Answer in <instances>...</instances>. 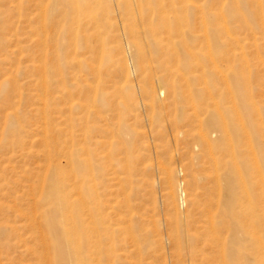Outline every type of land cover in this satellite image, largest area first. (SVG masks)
Masks as SVG:
<instances>
[{
  "label": "rangeland",
  "instance_id": "obj_1",
  "mask_svg": "<svg viewBox=\"0 0 264 264\" xmlns=\"http://www.w3.org/2000/svg\"><path fill=\"white\" fill-rule=\"evenodd\" d=\"M188 1L195 34H208L223 72L210 74L216 95L229 115L230 85L243 113L242 167L264 168V0ZM122 2L0 0V264H49L38 203L49 206L42 187L57 184L60 171L72 202L89 189L99 239L87 247L99 264H201L193 238L213 168L196 138L201 125L159 84L139 10L126 13ZM223 21L231 34L217 26ZM242 204L223 221L221 250L238 225L244 246L232 263L256 253L264 264L263 181ZM218 213L209 214L220 221Z\"/></svg>",
  "mask_w": 264,
  "mask_h": 264
},
{
  "label": "bare ground",
  "instance_id": "obj_2",
  "mask_svg": "<svg viewBox=\"0 0 264 264\" xmlns=\"http://www.w3.org/2000/svg\"><path fill=\"white\" fill-rule=\"evenodd\" d=\"M122 3L126 13L132 12L135 6L139 10L151 49L153 66L155 71L160 73L159 84L173 97L176 108L180 109L186 121L201 125L196 138L202 143L213 168L212 174L209 175L211 185L206 205L208 213L204 214L206 219L202 225L203 229L194 233L193 238L200 262L215 264L221 259V264H233L232 261L237 260L239 256L242 257L244 246L239 226H232L233 231L226 251L221 250L219 232L224 227L223 221L232 218L235 209L238 206L242 207L244 199L254 202V191L258 189L261 181L264 182V168L242 167L239 144L244 141L247 128L231 86L226 84L225 87L234 97L232 98L234 108L228 115L210 79L213 72L215 74L223 72L214 51H211L212 45L208 34L205 33L208 23L203 21L206 26L204 36L195 34L191 16L196 7L188 0H123ZM234 9L230 8L229 12L232 14ZM217 26L231 34L225 21L218 23ZM132 37L134 46L139 49L141 44L137 41L138 32L133 31ZM198 38L207 42L210 52L204 53L202 49H198ZM142 57L145 58V54ZM150 65L152 66L151 62ZM137 68L142 72L145 67L138 63ZM153 93L155 96V89ZM178 97L183 99L184 104L179 106ZM249 142L251 143V140ZM255 155L257 154L254 151ZM223 156H228L229 160H225ZM72 171L75 177L81 178L83 182L92 181L86 178L83 172L80 173L78 168H72ZM66 176L65 172L60 171L57 184L49 181L43 185L42 196L48 200V207H44L41 200L38 203L47 229L46 244L50 248L49 254H52L48 259L49 264H99L101 256L92 258L95 253L87 247L92 239H99L94 235L98 225L91 219L93 210L86 208L87 203L84 202L83 195L85 196L89 189H82L80 197L72 202L71 196L65 193ZM214 207L219 212L218 220L221 222L216 221L213 214H209ZM246 259L248 264H259L256 253L249 254Z\"/></svg>",
  "mask_w": 264,
  "mask_h": 264
}]
</instances>
